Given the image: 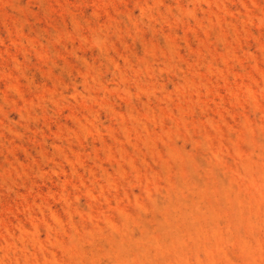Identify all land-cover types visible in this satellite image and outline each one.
Returning a JSON list of instances; mask_svg holds the SVG:
<instances>
[{"label": "rangeland", "instance_id": "obj_1", "mask_svg": "<svg viewBox=\"0 0 264 264\" xmlns=\"http://www.w3.org/2000/svg\"><path fill=\"white\" fill-rule=\"evenodd\" d=\"M0 264H264V0H0Z\"/></svg>", "mask_w": 264, "mask_h": 264}]
</instances>
